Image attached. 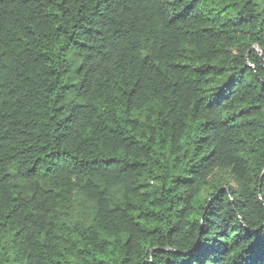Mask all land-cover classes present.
<instances>
[{
    "label": "trees",
    "instance_id": "16d2710c",
    "mask_svg": "<svg viewBox=\"0 0 264 264\" xmlns=\"http://www.w3.org/2000/svg\"><path fill=\"white\" fill-rule=\"evenodd\" d=\"M0 264H264V0H0Z\"/></svg>",
    "mask_w": 264,
    "mask_h": 264
}]
</instances>
